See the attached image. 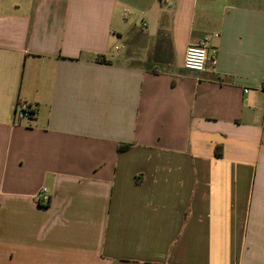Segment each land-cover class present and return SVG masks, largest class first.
Here are the masks:
<instances>
[{"label": "crops", "instance_id": "1", "mask_svg": "<svg viewBox=\"0 0 264 264\" xmlns=\"http://www.w3.org/2000/svg\"><path fill=\"white\" fill-rule=\"evenodd\" d=\"M0 264H264V0H0Z\"/></svg>", "mask_w": 264, "mask_h": 264}, {"label": "built area", "instance_id": "2", "mask_svg": "<svg viewBox=\"0 0 264 264\" xmlns=\"http://www.w3.org/2000/svg\"><path fill=\"white\" fill-rule=\"evenodd\" d=\"M119 51L120 49L117 48ZM208 64L215 70L217 66V59L215 56L209 55V49L207 48V42L200 45H191L187 48L184 58L183 67L189 71L203 72L207 69ZM35 108L32 106H18L16 115L18 118H32L35 113ZM41 202L48 204L50 197L47 194V189H43L41 196Z\"/></svg>", "mask_w": 264, "mask_h": 264}, {"label": "rangeland", "instance_id": "3", "mask_svg": "<svg viewBox=\"0 0 264 264\" xmlns=\"http://www.w3.org/2000/svg\"><path fill=\"white\" fill-rule=\"evenodd\" d=\"M154 46H155V44L154 43H151L150 44V49H149V56H150V58L152 57L153 58V56H154ZM117 53H118V51H116L115 50V53H114V56H117ZM140 53V54H139ZM147 53V52H146ZM126 54V53H125ZM125 54H123V56H125ZM129 54H130V52H129ZM131 55V54H130ZM145 54H142V56H144ZM141 56V51H138L137 53H135V55L133 56V60L131 61V63L132 64H139V65H142V67H147V65H148V62H149V60L148 59H146V56H145V58L144 57H142Z\"/></svg>", "mask_w": 264, "mask_h": 264}, {"label": "trees", "instance_id": "4", "mask_svg": "<svg viewBox=\"0 0 264 264\" xmlns=\"http://www.w3.org/2000/svg\"><path fill=\"white\" fill-rule=\"evenodd\" d=\"M101 59H103V58H101ZM107 62H109V61H107ZM165 68H168V66H163L162 64H159V65H150L149 67H148V70H150V71H152V72H156V73H159V72H161L163 69H165ZM20 106H25V105H21V104H19ZM36 111V110H35ZM36 113V112H35ZM130 146H128V145H126V146H121L120 148H119V151H125V150H127L128 148H129ZM222 155H223V151H222V146H219L217 149H216V156L217 157H222Z\"/></svg>", "mask_w": 264, "mask_h": 264}]
</instances>
